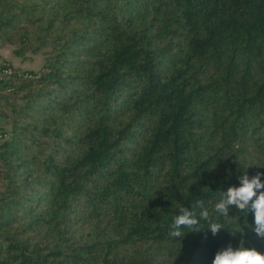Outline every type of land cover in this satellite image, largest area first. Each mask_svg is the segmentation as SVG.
I'll list each match as a JSON object with an SVG mask.
<instances>
[{"label": "trees", "instance_id": "16d2710c", "mask_svg": "<svg viewBox=\"0 0 264 264\" xmlns=\"http://www.w3.org/2000/svg\"><path fill=\"white\" fill-rule=\"evenodd\" d=\"M0 38L52 55L0 57V264L264 253L251 212L214 211L240 176L264 182V0H0ZM197 200L222 230L170 237Z\"/></svg>", "mask_w": 264, "mask_h": 264}, {"label": "clouds", "instance_id": "9594fccd", "mask_svg": "<svg viewBox=\"0 0 264 264\" xmlns=\"http://www.w3.org/2000/svg\"><path fill=\"white\" fill-rule=\"evenodd\" d=\"M261 175L258 172L251 179L246 174L240 176V186L221 191V198L214 206V211L220 216H228L230 206L239 211L251 212L254 217L252 230L258 238H264V182L261 181ZM179 211L180 214L170 225L168 235L172 238L184 237L183 229L200 233L204 230L201 220L208 222L207 231L213 236L222 230L220 223L211 220L209 210L202 200H197L190 209L181 206ZM212 264H264V253L244 247L234 250L229 245L215 254Z\"/></svg>", "mask_w": 264, "mask_h": 264}, {"label": "rangeland", "instance_id": "374dc122", "mask_svg": "<svg viewBox=\"0 0 264 264\" xmlns=\"http://www.w3.org/2000/svg\"><path fill=\"white\" fill-rule=\"evenodd\" d=\"M5 45H8L2 38H0V48H5L6 46ZM10 46V45H9ZM12 49H14L12 46H10ZM9 48V47H8ZM10 49V48H9ZM53 49V46L50 45L46 50V52H51ZM25 55L27 57V59H32V62L34 63V69H37V68H41V66H43L49 59L52 58V55H45L43 51L39 52L38 54H33L31 50L27 49L25 51ZM25 61V59H22ZM44 63V64H43ZM28 71H31V70H28ZM4 109V108H3ZM7 114H5V116H9L10 113L9 112H6ZM1 123H0V128H2L3 130H5L6 132H8L10 129H11V125L10 123L6 120L5 117H3L2 120H0Z\"/></svg>", "mask_w": 264, "mask_h": 264}, {"label": "crops", "instance_id": "0c3cea01", "mask_svg": "<svg viewBox=\"0 0 264 264\" xmlns=\"http://www.w3.org/2000/svg\"><path fill=\"white\" fill-rule=\"evenodd\" d=\"M5 46H6L5 48H0V57L3 60L8 61L14 68L19 69V70H23V71L31 70L34 72L38 71L40 69V68L34 69L35 67H34V63L32 62V59H28V60L24 61L21 58L14 56L13 49L9 45H5ZM1 97H2V94L0 93V98ZM0 112H2L3 114H7L5 112V110L3 109L1 102H0ZM0 123H1V121H0Z\"/></svg>", "mask_w": 264, "mask_h": 264}, {"label": "built area", "instance_id": "2783aa9c", "mask_svg": "<svg viewBox=\"0 0 264 264\" xmlns=\"http://www.w3.org/2000/svg\"><path fill=\"white\" fill-rule=\"evenodd\" d=\"M11 75H12V68L9 65H6L5 63H3V61H0V91L2 90L3 82L9 79ZM2 92L10 93L9 90L2 91ZM3 137L5 136H2L0 134V141L3 140Z\"/></svg>", "mask_w": 264, "mask_h": 264}]
</instances>
